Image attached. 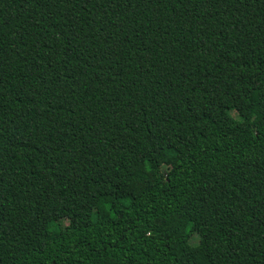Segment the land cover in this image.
<instances>
[{"label":"trees","instance_id":"trees-1","mask_svg":"<svg viewBox=\"0 0 264 264\" xmlns=\"http://www.w3.org/2000/svg\"><path fill=\"white\" fill-rule=\"evenodd\" d=\"M0 264H264V0H0Z\"/></svg>","mask_w":264,"mask_h":264},{"label":"rangeland","instance_id":"rangeland-1","mask_svg":"<svg viewBox=\"0 0 264 264\" xmlns=\"http://www.w3.org/2000/svg\"><path fill=\"white\" fill-rule=\"evenodd\" d=\"M192 241H194V240H192Z\"/></svg>","mask_w":264,"mask_h":264}]
</instances>
